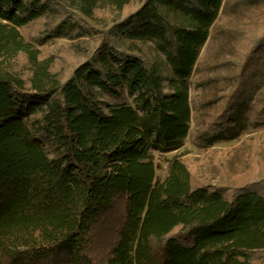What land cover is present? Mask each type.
Returning a JSON list of instances; mask_svg holds the SVG:
<instances>
[{
	"label": "trees",
	"instance_id": "trees-1",
	"mask_svg": "<svg viewBox=\"0 0 264 264\" xmlns=\"http://www.w3.org/2000/svg\"><path fill=\"white\" fill-rule=\"evenodd\" d=\"M222 3L256 25L234 32V68L204 111L189 77ZM46 8L56 17L38 48L22 30ZM60 30L102 33L62 75L48 43ZM123 84L135 105L103 111L92 87ZM192 120L203 149L219 133L242 137L194 162L175 155L157 179L149 147H178ZM259 132L264 0H0V264H264ZM109 220L116 236L96 261L91 236Z\"/></svg>",
	"mask_w": 264,
	"mask_h": 264
},
{
	"label": "rangeland",
	"instance_id": "rangeland-1",
	"mask_svg": "<svg viewBox=\"0 0 264 264\" xmlns=\"http://www.w3.org/2000/svg\"><path fill=\"white\" fill-rule=\"evenodd\" d=\"M55 13L49 8H46L42 17L37 22H29L22 30L24 37L31 41L38 48L42 45L35 39L40 30L48 29L55 19ZM260 20L258 23H261ZM256 22L248 21L239 16L234 11L228 9L222 3L219 13L214 23L209 28V34L205 42L199 47L197 52L196 62L189 77L191 96L195 99V104L201 103V109L204 111L212 106L211 103H203V101L212 93L213 88L217 85V76H224L230 73L233 68L234 47L236 45V37L234 32L240 33L244 30H251L255 27ZM102 33H95L92 36L80 35L74 36L60 30L49 37L51 52L54 55L53 63L50 71L58 75H62L65 69L78 59H84L88 54L92 38L100 37ZM94 36V37H93ZM161 71L164 76L162 80L163 91L169 92V80L174 77L172 68L167 62L165 56L159 53ZM118 61L108 60L107 65L116 67ZM100 107L103 111L108 112L110 106L119 104L135 105L134 95L128 93L126 84L116 87V92L104 90L97 86L92 87ZM200 123L192 120L189 123L190 134L187 135L178 147L166 146L161 143H154L148 149L155 166V174L157 179H163L167 175L170 168V160L175 155L188 157L192 162L197 161L200 156L208 152L210 149L218 150L236 143L242 134L237 133L231 137L225 133L215 135L212 145L206 148H201L196 145L192 137L196 134ZM256 133H250L254 135ZM258 135L264 137V132H259ZM236 136V137H235ZM264 143V142H263ZM219 178L216 176L211 178V182H217ZM114 220L97 226L91 236V252L93 259L96 261H104L108 254L111 243L115 239Z\"/></svg>",
	"mask_w": 264,
	"mask_h": 264
}]
</instances>
